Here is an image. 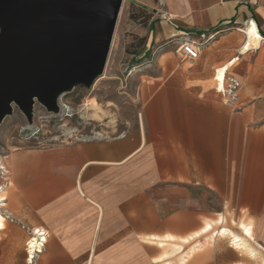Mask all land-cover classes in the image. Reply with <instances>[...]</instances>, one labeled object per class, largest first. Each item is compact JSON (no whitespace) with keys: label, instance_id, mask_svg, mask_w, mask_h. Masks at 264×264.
Returning <instances> with one entry per match:
<instances>
[{"label":"crops","instance_id":"0c3cea01","mask_svg":"<svg viewBox=\"0 0 264 264\" xmlns=\"http://www.w3.org/2000/svg\"><path fill=\"white\" fill-rule=\"evenodd\" d=\"M162 1L167 7L160 11L143 8L148 21L135 28L145 36L139 56L150 79L140 86L135 128L49 147L13 146L0 158V264H28L27 241L40 232L44 243L34 264H167L153 259L152 239L189 243L206 234L212 250L193 258L202 246L193 242L182 264H264L261 229L242 221L250 236L235 216L236 231L213 230L209 222L210 228L180 233L187 225L184 206L194 210L189 220L199 219V190L216 196L240 188L232 174L264 171V55L250 52L264 42V0ZM225 31L245 34L244 50L234 57L237 44L219 35ZM184 41L199 44L196 58L174 51ZM226 62H232L226 75L232 71L241 82L237 110L212 83ZM170 188L179 209L169 215L160 199L153 216V190L166 196ZM241 199L239 193L238 208ZM260 211L250 219L264 220Z\"/></svg>","mask_w":264,"mask_h":264},{"label":"rangeland","instance_id":"374dc122","mask_svg":"<svg viewBox=\"0 0 264 264\" xmlns=\"http://www.w3.org/2000/svg\"><path fill=\"white\" fill-rule=\"evenodd\" d=\"M166 7V3L162 0H123L101 74L103 78L94 80L88 87L77 85L62 93L56 101L58 113L48 111L35 100L30 122L19 108L12 104V113L5 116L0 123V158L13 146L49 147L74 141L81 137L101 135L112 137L127 131L129 128H135L138 113L141 112L140 107L142 106L140 86L146 80H150L144 76L149 64L147 65L143 56H139L143 50L145 36L136 32L135 28L137 25L145 26L148 21V15L144 14L146 11L142 8L149 11H160ZM228 32L230 31L222 32L219 35L230 37L231 41L236 42L237 49L232 55L234 57L236 50L239 51L242 47L245 34L228 35ZM242 50H244L243 47ZM250 52H259L264 55V42L253 47ZM131 53H135V55ZM150 68L154 70L157 67L152 65ZM228 74L236 75L232 71H229ZM231 177L233 179L232 184L235 187L239 185L240 188L216 190V196L203 193L202 190L198 191L201 203L194 209L196 211L199 209V219L189 220V213L194 210L190 206L183 207V211H185L183 221L187 225H185V230L180 232L181 234H190L209 222L213 223V230L226 227L236 231L238 225L242 227L245 222L252 224L254 231L261 229L264 239V220L250 219L251 217H259L260 210L264 212V171L232 174ZM2 182L3 179L0 178V184ZM159 192V190H153V216H155V209L158 207L154 205V202L158 204L160 199L167 200L169 215L175 214L179 209L176 204V189H168L166 196L162 192L159 195ZM188 192L191 193V190ZM239 193L243 208L235 206ZM220 196L225 198L231 196L234 201L228 202L227 200V203L223 205ZM220 211L224 216L222 221H218L221 216ZM233 216L237 220H241L238 225L237 221L231 219ZM169 232L171 231L169 230ZM224 238L227 239L228 236H217L215 239ZM160 239L164 241L162 246L159 244ZM196 241H201L202 246L193 253V258L213 248V241L207 234L195 237L189 243H185L180 237L175 236L152 239L153 259L168 261L167 264H182L188 246ZM244 241H247V238H244ZM178 244L182 247H178ZM251 244L256 245L257 243Z\"/></svg>","mask_w":264,"mask_h":264},{"label":"water","instance_id":"95a60500","mask_svg":"<svg viewBox=\"0 0 264 264\" xmlns=\"http://www.w3.org/2000/svg\"><path fill=\"white\" fill-rule=\"evenodd\" d=\"M123 0H0V123L102 73Z\"/></svg>","mask_w":264,"mask_h":264},{"label":"built area","instance_id":"2783aa9c","mask_svg":"<svg viewBox=\"0 0 264 264\" xmlns=\"http://www.w3.org/2000/svg\"><path fill=\"white\" fill-rule=\"evenodd\" d=\"M252 2V0H246ZM199 51V44L193 41H184L176 47V52H179L185 57L194 59L197 57ZM241 82L238 76L234 74H227L224 79V87L222 89V97L225 105L233 110H237V101L239 96V89ZM33 241V242H30ZM44 243V234L37 233L35 241L31 238L27 241V263L34 264L35 254L38 253Z\"/></svg>","mask_w":264,"mask_h":264},{"label":"bare ground","instance_id":"6f19581e","mask_svg":"<svg viewBox=\"0 0 264 264\" xmlns=\"http://www.w3.org/2000/svg\"><path fill=\"white\" fill-rule=\"evenodd\" d=\"M121 9V8H120ZM119 12H120V10H119ZM118 15H119V13H118ZM118 18V17H117ZM117 21V20H116ZM116 24V23H115ZM252 25V24H251ZM248 26V25H247ZM256 30V29H255ZM114 31V30H113ZM247 32H248V30H247ZM250 34V33H249ZM251 35V34H250ZM252 37V36H251ZM259 40V39H258ZM252 41V40H251ZM249 43V42H248ZM252 43V42H251ZM110 45H111V42H110ZM110 47V46H109ZM109 51V50H108ZM108 54V53H107ZM106 59H107V57H106ZM233 60V59H232ZM105 62H106V60H105ZM231 63L232 62H227V63H225L224 65H222L221 67H219L217 70H216V73L214 74V76H213V79H212V83H213V85H214V87L215 88H217L218 90H222L223 89V87H224V79H225V76H226V72H227V69H228V67H230V65H231ZM104 66H105V64H104ZM103 69H104V67H103ZM103 72V71H102ZM102 74V73H101ZM100 74V75H101ZM98 78V77H97ZM96 78V79H97ZM95 79V80H96ZM1 164V163H0ZM2 168V166L0 165V169ZM1 189H2V183L0 184V191H1ZM1 197V196H0ZM0 200H1V198H0ZM0 226H2V217H1V214H0ZM211 227V224H206L205 226H204V229H207V228H210ZM242 228L250 235V236H253L252 235V233H251V226L249 227L248 225H242ZM221 229V228H220ZM227 230V229H226ZM228 232H230V231H228ZM227 232V233H228ZM221 233H223V232H221ZM226 233V234H227ZM224 234V233H223ZM248 236V235H247ZM233 237V236H232ZM236 238V237H235ZM238 238V237H237ZM236 238V239H237ZM34 239V241H35V238H33ZM233 239V238H232ZM188 240V238H184V241H187ZM238 241H240V240H238ZM30 242H33V241H30ZM243 242V241H242ZM159 243L160 244H162L163 242H161V241H159ZM243 244H241V246H242Z\"/></svg>","mask_w":264,"mask_h":264},{"label":"trees","instance_id":"16d2710c","mask_svg":"<svg viewBox=\"0 0 264 264\" xmlns=\"http://www.w3.org/2000/svg\"><path fill=\"white\" fill-rule=\"evenodd\" d=\"M143 9V8H142ZM143 10H145V9H143ZM146 12H144V14H145ZM149 17V16H148ZM132 18H135V17H132ZM131 54H133V55H135V53H131Z\"/></svg>","mask_w":264,"mask_h":264}]
</instances>
